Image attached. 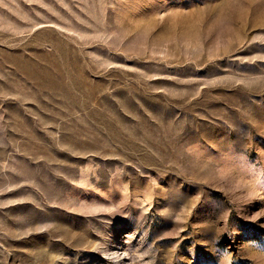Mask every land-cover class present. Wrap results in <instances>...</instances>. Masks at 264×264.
<instances>
[{"label":"rangeland","instance_id":"374dc122","mask_svg":"<svg viewBox=\"0 0 264 264\" xmlns=\"http://www.w3.org/2000/svg\"><path fill=\"white\" fill-rule=\"evenodd\" d=\"M0 264H264V0H0Z\"/></svg>","mask_w":264,"mask_h":264}]
</instances>
